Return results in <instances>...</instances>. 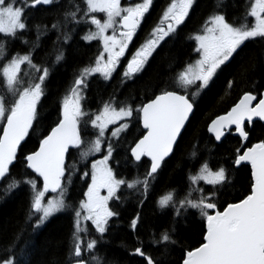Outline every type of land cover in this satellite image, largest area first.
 <instances>
[{"label":"snow or ice","instance_id":"6c2138e0","mask_svg":"<svg viewBox=\"0 0 264 264\" xmlns=\"http://www.w3.org/2000/svg\"><path fill=\"white\" fill-rule=\"evenodd\" d=\"M152 4L153 0H0V192L24 191L27 198L23 224L0 246V264H28L32 241L24 240L25 233H38L61 213L72 223L67 264H115L99 253L113 218L119 222L120 212L110 201L135 199L137 210L128 225L135 233L154 184L184 139L201 91L246 42L255 41L261 42V51L246 70L247 83L238 99L207 124L210 141L200 144L197 138L185 153V185L154 200L157 210L170 211V225L151 231L146 240L137 235L129 255L143 258L145 264H264V0H247L239 21L230 16L227 0H214L203 23L187 37L194 41L197 58L171 83L149 85L150 95L120 99L119 88L143 74L150 58L180 36L199 6L198 0H167L148 37L126 57ZM38 9L54 11L51 23L33 19ZM49 32L56 35L55 55L50 63H38L36 50ZM33 33L35 39H30ZM74 37L77 46L80 41L85 47L96 42V52L74 70L55 101V116L45 117L50 75L66 61ZM16 41L24 46L23 52L10 51ZM114 74L118 84L108 98L86 109L90 78L111 82ZM234 83L229 80V87ZM233 132L242 147L211 166L214 149ZM33 134L35 142L27 147ZM96 154L99 158H91ZM17 165L20 170L14 173ZM122 165L136 173L123 175ZM246 166L250 167L244 190L233 197V174ZM177 167L184 165L178 162ZM77 181L86 185L79 198L73 195ZM189 214H198L201 232L199 240L186 245L181 228ZM177 247L181 255L174 259Z\"/></svg>","mask_w":264,"mask_h":264},{"label":"trees","instance_id":"16d2710c","mask_svg":"<svg viewBox=\"0 0 264 264\" xmlns=\"http://www.w3.org/2000/svg\"><path fill=\"white\" fill-rule=\"evenodd\" d=\"M231 5L229 14L239 21L243 16L247 0H227ZM167 0H154L152 9L146 15L143 24V30L140 34L151 30L156 23L159 14L166 5ZM214 0H198V7L191 19L187 20L182 27L180 36L174 41H169L150 58V62L142 75L135 80L129 81L125 86L120 87L117 95L120 99H124L129 95H135L137 98L143 95H150L153 88L149 85H161L171 83L174 75L179 72L186 63H190L197 57L192 52L195 44L194 41L187 39L188 35L197 30L203 23L204 19L211 12ZM54 11H44L43 9L34 10L32 17L36 21L43 20L51 23ZM138 36L139 38H141ZM30 39H35V34H31ZM56 35L49 32L46 37H42V43L36 50V62H51L54 57V44ZM78 37H74L73 47L68 48V55L65 62L55 66L52 71L47 88V99L44 101L42 115L48 118L55 116V101L63 94L69 85L74 70L86 63L88 58L93 56L97 49L96 42H91L90 47H85L84 42L80 41L79 46L75 41ZM139 43L137 40L132 46L130 54L137 48ZM10 51L23 52L24 46L19 41L11 44ZM261 51V42H246V46L238 54L234 55L230 61L221 66L217 74L214 76L210 85L201 91L198 96V104L191 123L188 126L184 139L181 141L180 147L175 155L169 160L167 167L161 173L157 182L154 184L149 200L141 209V221L137 226L135 233L129 228L131 217L135 214L137 207L135 199L128 197L122 202H112L116 210L120 212L119 222L113 218V223L109 232L105 235V239L101 242L99 253L105 255L108 259L113 260L115 264H145L143 258L135 255H129L130 249L136 245V236L147 239L148 233L151 231H159L170 225L171 213L165 214L155 208L154 200L170 188H183L186 183V172L188 170V161L184 159L185 153L190 151V146L195 139H199L200 144L210 141L211 134L207 132V124L216 115L223 114L238 99L245 84L247 83L246 70L251 62L256 59ZM258 75V73H257ZM234 80L235 83L229 87L228 81ZM264 82V81H262ZM118 84V75L115 74L111 82H104L99 77L90 78V84L85 92L86 109H95L101 99H107ZM47 120H45V123ZM255 139V137H253ZM35 142V134L29 140L27 147H32ZM242 147L238 136L234 133L226 134L223 143H220L214 149V156L210 158L211 166L215 167L216 160L221 156L231 154L235 148ZM91 158H99V155ZM89 158V159H91ZM182 163L183 169L178 168L177 164ZM249 167H242L233 174L234 187L230 189L232 196L238 195L244 190L246 178L249 174ZM20 170L19 165L13 168V172ZM143 166L139 171L143 172ZM121 173L127 177H131L136 173V169L131 166H121ZM86 185L82 181H77L73 189V195L79 198L80 193ZM124 195H128L127 192ZM0 246L5 245L11 238L13 232L18 226L24 222L27 210V198L24 191H17L4 195L0 192ZM195 210H191L194 212ZM72 223L68 214H57V216L38 233L30 235L31 230L24 235V240H31L28 264H67L68 248L71 238ZM89 231H93L89 223ZM201 222L198 214H189L187 222L181 228V239L184 244H193L200 238ZM23 243V241H21ZM126 244L128 247H122ZM153 255L155 251L149 249ZM181 255L180 248L177 247L173 258L176 259Z\"/></svg>","mask_w":264,"mask_h":264},{"label":"flooded vegetation","instance_id":"af4514ba","mask_svg":"<svg viewBox=\"0 0 264 264\" xmlns=\"http://www.w3.org/2000/svg\"><path fill=\"white\" fill-rule=\"evenodd\" d=\"M131 2H134V0H131ZM122 3H124V4H126V3H128L127 2V0H123L122 1ZM153 3H154V0H153ZM152 6H153V4H152ZM152 9V7L150 8V10ZM150 12V11H149ZM147 15V14H146ZM145 21V20H144ZM144 21H142V25H141V27L140 28H138V30H137V33H136V35L134 36V38H133V41L130 43V45H129V48L126 50V57H130L131 56V54H130V51H131V49H132V46H133V44L135 43V41L137 40V43H139V45L148 37V34H149V32H150V29L149 30H147V32H144L143 34H142V36H140V34H141V32H142V30H143V24H144ZM138 36H140L141 38H139ZM138 45V46H139ZM137 46V47H138ZM135 51V50H134ZM133 51V52H134ZM122 62L123 63H126V60L124 59V58H122ZM115 75V74H114Z\"/></svg>","mask_w":264,"mask_h":264},{"label":"rangeland","instance_id":"374dc122","mask_svg":"<svg viewBox=\"0 0 264 264\" xmlns=\"http://www.w3.org/2000/svg\"><path fill=\"white\" fill-rule=\"evenodd\" d=\"M123 1V0H122ZM127 2L129 3V2H131V0H127ZM127 4V3H126ZM96 155H99V154H96ZM54 195V194H53Z\"/></svg>","mask_w":264,"mask_h":264},{"label":"water","instance_id":"95a60500","mask_svg":"<svg viewBox=\"0 0 264 264\" xmlns=\"http://www.w3.org/2000/svg\"><path fill=\"white\" fill-rule=\"evenodd\" d=\"M234 133V132H233ZM235 134V133H234ZM235 135H237V134H235Z\"/></svg>","mask_w":264,"mask_h":264}]
</instances>
